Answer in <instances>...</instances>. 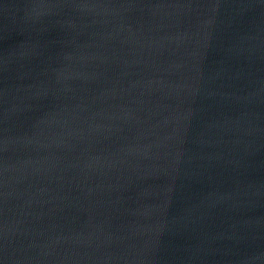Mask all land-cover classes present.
I'll use <instances>...</instances> for the list:
<instances>
[{
	"label": "water",
	"instance_id": "95a60500",
	"mask_svg": "<svg viewBox=\"0 0 264 264\" xmlns=\"http://www.w3.org/2000/svg\"><path fill=\"white\" fill-rule=\"evenodd\" d=\"M0 264H264V0H0Z\"/></svg>",
	"mask_w": 264,
	"mask_h": 264
}]
</instances>
